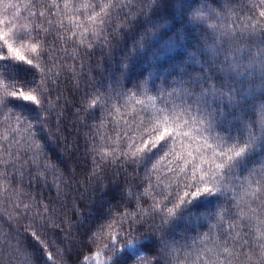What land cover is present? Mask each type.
<instances>
[{
  "label": "trees",
  "instance_id": "trees-1",
  "mask_svg": "<svg viewBox=\"0 0 264 264\" xmlns=\"http://www.w3.org/2000/svg\"><path fill=\"white\" fill-rule=\"evenodd\" d=\"M0 55L43 66L54 110L36 134L0 105V264H264V0H0ZM40 144L64 170L43 189ZM45 221L51 262L28 240Z\"/></svg>",
  "mask_w": 264,
  "mask_h": 264
},
{
  "label": "snow or ice",
  "instance_id": "snow-or-ice-1",
  "mask_svg": "<svg viewBox=\"0 0 264 264\" xmlns=\"http://www.w3.org/2000/svg\"><path fill=\"white\" fill-rule=\"evenodd\" d=\"M23 39V37L21 38ZM35 50V49H34ZM211 51V50H210ZM213 54H215L213 52ZM0 61H13L18 63H23L28 65L36 70L38 73V79L32 85H26L24 82L19 80H10L4 75L3 71H0V105L10 107L14 112H16L17 119L20 120L22 123H26L30 125L31 130L33 133H41L45 131L44 126L50 124L51 117L54 114V110L47 107L49 104V95L51 93V89L49 88L48 84V77L46 73L40 71L43 67L42 65H37L31 59H25L23 56H4L0 55ZM18 100L23 101L25 103H30L31 105L35 106L40 112V118L38 120H30L26 115H24L20 110L13 108L11 106V101ZM58 131V130H57ZM255 138V134H250V140H248L245 144L240 146H233L229 151L233 152L234 158L240 156L243 152L246 151L248 147L251 145V140ZM57 141L58 147L59 144V137H55ZM164 139L163 134L156 138L154 141H148L144 143L142 148H139L137 151L142 155L145 151H151L152 149L156 148L159 145V141ZM37 140L39 137L37 136ZM64 150L69 152L70 150L67 146H64ZM34 159L28 162L27 171L25 179H27L29 185L38 184L41 189L47 187L49 184L48 174H51L53 177L61 178L64 175V170L62 169L59 161L57 158L53 157L49 154L43 147L42 144L38 145L36 151L33 153ZM41 173L45 175L41 176ZM211 189L205 188L200 191H195L192 195H200V193L209 192ZM189 195V193H186ZM183 202V199H182ZM177 205L176 207H178ZM171 213L172 210L169 209ZM167 223V222H165ZM163 225V224H162ZM161 225V226H162ZM161 226L153 229L151 231H138L137 228L133 227L132 230L127 233L122 241L125 245H130L137 240L143 239L144 234L151 232L152 234L156 235L157 232L160 231ZM52 229L58 230L62 229L63 225L59 221H53L51 224ZM49 224L47 221L45 223L36 228L33 233L28 235V240L38 244L39 247L43 250L44 257L48 261H52L53 257L48 255L45 251V245L49 243V232H48ZM27 247V246H26ZM29 249V247H27ZM30 250V249H29ZM32 253V252H31ZM157 251L153 254H145L137 257L134 261L139 259L142 261V264H157L156 261ZM32 258L33 253H32Z\"/></svg>",
  "mask_w": 264,
  "mask_h": 264
}]
</instances>
